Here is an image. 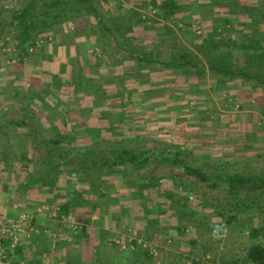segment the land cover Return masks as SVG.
<instances>
[{"label":"rangeland","instance_id":"obj_1","mask_svg":"<svg viewBox=\"0 0 264 264\" xmlns=\"http://www.w3.org/2000/svg\"><path fill=\"white\" fill-rule=\"evenodd\" d=\"M89 1L88 4L83 0H37L19 23L13 22L14 14L28 0H0V65H5L3 67L7 71L4 75L0 73V183L5 181L4 190L15 184L26 185L28 178H45L41 170L50 168L47 162L53 166L57 162L55 158L50 161L51 155L39 141H34L31 128L15 129L11 126L17 121L22 123L21 126L33 122L32 127L42 130L46 140L58 136L53 132L55 125L61 133L77 130L62 140L61 147L65 149L57 151L62 155L69 152L73 157L81 146L98 151L97 146L88 145L87 137L77 134L90 128H102V137L112 142L148 136L159 143L181 147L192 165L204 167L208 163L211 169H216V174L223 170L263 177L264 84L254 79L222 77L209 68L219 55L224 56L220 37L206 50L198 48L196 43L192 47L188 36L175 30V24L170 29L165 27L169 24V17L164 16L165 8L159 0H152L159 8L158 14L147 15V19L143 17L152 5L149 0H110L113 4L104 0ZM26 21L30 22L31 28L35 27L30 30L24 46L33 40L39 42L48 38L51 41L44 47L41 43L35 54L30 53L21 60L22 47L18 38L26 29ZM143 30L156 31L161 42H167L166 48L162 44H150L146 49L135 45L142 41ZM147 40L153 42V36ZM125 46L135 53L129 55V50L118 48ZM93 50H98V53H92ZM172 50L176 53L186 51L188 59L194 63L199 62L198 56H201L196 68L204 70V73L196 82L182 81L183 78L179 77H189L191 71L187 72L193 65L184 69L167 65ZM225 59L235 69L244 67L246 63L230 56ZM14 71L19 73L18 80L11 74ZM259 74L264 79L263 65ZM212 78L220 79L214 81ZM22 105L27 107L29 114H35L36 119L30 121V117H24L20 109ZM15 106L19 108L18 113H14ZM92 110L102 114L93 115ZM30 156L33 160L42 156L43 164H33L31 170V164L23 167ZM73 158L72 163L56 171H48L52 177L46 178V183L29 187L39 192L47 190V197L51 200H44V205L62 204L65 200L79 198L82 189L78 183L79 176L89 175V187H84L87 196L84 202L91 211V199L99 192L97 184L101 182L98 174L106 168L98 165L87 173L78 166L83 157ZM18 163L17 173L22 167L29 170L23 178L10 175ZM171 167V164H162L164 171L162 174L158 171L164 180L168 178L169 183L173 180L168 176H181L182 172L180 165L175 171ZM124 171L127 179L139 180L144 176L148 179L147 167L132 168L128 165ZM185 181L186 186L175 182L171 188L165 186L163 198L171 201L165 210L172 212V220L162 221L163 216L153 212L149 213L154 216L148 217L150 209L145 210L146 218L143 216V219L146 223L151 220L153 230L158 229L156 232H163L171 238L169 245L165 240L154 239L163 250L159 251L156 260L142 251L121 252L111 247L106 241L108 232L99 235L95 245L93 239H89L87 245L74 247L64 264H178L183 257L204 263L208 255V264H257L249 258V249L257 243L264 246V192H259L258 188H241L232 194L226 185L210 189L198 182L192 184L190 179ZM100 186L107 192L110 188L104 182ZM146 187L149 188L148 183ZM176 196L180 199L174 200ZM228 201H240L242 205L251 206L246 211L230 213L236 216L229 223V235L219 239L212 235L210 225L224 220L218 213L226 210L223 207ZM109 204L104 201L101 207L109 211ZM140 209L139 205L135 213L142 212ZM50 213L47 211L46 214L54 218ZM109 220L111 218L104 216V227ZM138 228L141 232L146 231L147 225ZM253 229L258 232L255 240ZM92 232L88 228L85 235L90 237Z\"/></svg>","mask_w":264,"mask_h":264},{"label":"crops","instance_id":"obj_2","mask_svg":"<svg viewBox=\"0 0 264 264\" xmlns=\"http://www.w3.org/2000/svg\"><path fill=\"white\" fill-rule=\"evenodd\" d=\"M104 1L111 2L113 4V1ZM149 1L151 4L152 0ZM159 1L160 3L163 2V0ZM174 1H176V3L173 4L174 13L169 14L168 12H166V10H164V16L169 17V24L165 27H167L168 29L170 26H174L175 24L177 26L175 30H177V32L181 31L186 34V36H188L190 40L189 43H191L192 47L193 44L196 43L195 45H197L198 48H203L204 50H206L208 45L213 46L214 40H216L217 37H220L219 41L221 43V49L223 54H227V50L232 49L233 53L230 57L236 60L240 59L246 61V52H248L249 55H252L254 53V51L249 52L246 50L250 46L249 42H254V44H258L259 47L264 46V2L262 3V0ZM111 3L110 5H112ZM152 8L154 10H152ZM117 12L121 13L119 10ZM156 12L158 14L159 8H156L154 6L152 7L151 5L148 12H145L143 18L147 19V15L153 16ZM143 32L141 33L142 41L140 42V44L135 45L146 49V47L150 44H162L163 48H166L165 45L167 44V42L165 40L163 41L165 43L161 42L156 31L145 32L143 30ZM152 36L153 42H148L147 39ZM50 41H48L47 38L43 41L44 45L42 46L44 47L45 44ZM36 52L37 50L32 54H35ZM174 52L175 51L172 50L171 53ZM92 53L97 54L98 50L97 52L93 50ZM177 54L180 55L181 53ZM176 57L178 56L176 55ZM200 57L201 56H198L199 62H197L195 59L194 60L197 63H200ZM201 59L204 60V58ZM197 63H194L192 61L189 64L194 66L192 70H188L187 72L190 73L191 71V74H188L189 77L186 75L184 77L180 74L181 76L179 77L183 78L182 81L186 79L187 81L196 82L200 75L204 73V70H201L202 72L200 73V75L198 74V70H196ZM244 64L246 63L244 62ZM3 66L5 65H0L1 75H4V73L7 72L5 70V67ZM11 74H13V78L16 80L20 78L18 76V71L11 72ZM217 79L219 78H212V80L214 81H216ZM20 109H22V106ZM10 111H12V109ZM18 112L19 108L15 106L14 113ZM11 124V126L15 129L32 128V125H34L33 122H29L28 125H26L27 127L20 126L19 124H21V122L18 121ZM91 127L100 126L91 125ZM30 158L32 159L31 156ZM18 165L19 163L14 166L13 172H11L10 174L12 175V177L23 178L26 172L34 168L33 163H31L29 170L23 169V167H27L26 165L23 166L20 170H18L20 171V173H17V169L19 167ZM163 168L162 166H159L157 170L162 173L164 171ZM3 177L5 178V176ZM183 177L185 176L183 175ZM99 179L101 181L97 184L99 192L97 191L95 197L91 199V201L93 202L91 211H89V205L84 202L87 198V196H85L86 190L84 187L86 186L87 188V186L89 185V182L87 181L78 182L82 189L79 193V198L77 200L68 199L62 202L63 204L69 201L72 206L74 205V210L71 209V212L69 214L74 216L78 223V228L75 232L72 231L68 224L60 222L57 218H51L50 216H48V214H46L47 211H39V209H41L42 207L54 208L56 206H61V204L54 203H50L49 206L44 205V200H51L47 197V190L44 192H39L36 188H30L28 184L25 185L23 183V186H15V184L14 186L9 187L7 190H4L5 181H2L0 183V220L2 222H5L6 220L10 219H18L21 214L26 213L30 217V221L27 222V225L33 228L37 227L36 232H30V237H22L21 244L19 245L22 250L21 255L15 257L14 262L17 263H11L64 264L65 258L68 256L70 251L74 249V247H78V245H87V243H89V239H93L92 241L95 245L97 244L98 238L100 239L99 235L103 236V234L105 235L108 232L109 233L106 238L107 243H109L111 247L113 246V248L121 252H135L142 250H123L118 246L111 244L112 239L119 238L121 240H129L130 238L146 236L153 239H159L160 241L165 240L164 242L166 243V245H169L171 243V238L165 236L163 232H156L158 229L153 230L152 226L154 225L153 223H151V220L146 223L144 219L146 218L145 210L150 209L147 211V213H160L161 216H163L162 221L172 220V215L170 214L172 212L165 210V207L169 206L171 201L167 202L169 198H163V192L165 186L171 188L173 186L172 183H174V181H171V183H169L167 182L168 178L164 180V178L158 179L156 177L154 179L155 181L152 184H149L148 179L145 176L144 178H140L139 180L127 179L124 178L123 175L119 174L118 171H115V173L112 174L108 173L107 175H102ZM102 182L107 183V185H109L110 188H108V192L102 190V187L100 186L102 185ZM147 183L149 185L148 189H146ZM177 199H180L179 196H176L174 198V200ZM104 201H106V203L110 202L109 205L111 210L108 211L106 209L105 211L104 208L101 207V205L103 206ZM139 205L141 206L142 212L138 211V213H135V209H137ZM76 211L80 214H77ZM104 216H108L109 218H111V220L106 222L105 227L102 222ZM141 216L142 218H138ZM143 216H145L144 219ZM153 216L152 214H150L148 217ZM136 218L139 220V222ZM155 223H157V221ZM133 224L136 226L134 227ZM144 224L145 226L147 225V228H145L146 231L142 230L141 232L138 227H142ZM88 228H91V230H93L92 235H90V237L88 235H85ZM95 230L97 232V235L95 234ZM160 230L164 231L162 229ZM229 232L230 228L228 226V235ZM80 234L82 235L79 236ZM256 238L257 237H254L253 239L255 240ZM160 250V252L163 251L161 247ZM152 259L156 260L157 258Z\"/></svg>","mask_w":264,"mask_h":264},{"label":"trees","instance_id":"obj_3","mask_svg":"<svg viewBox=\"0 0 264 264\" xmlns=\"http://www.w3.org/2000/svg\"><path fill=\"white\" fill-rule=\"evenodd\" d=\"M37 0H28V3L21 8L20 10L15 12V16L13 18V22H21V20H24L26 18V14L30 10V5L33 6L36 3ZM84 2H87L89 4V0H83ZM30 3V4H29ZM176 1L174 0H164L162 2V7L165 8L166 12L169 14L174 13L173 10V4H175ZM91 5V4H90ZM152 5L156 8H158L155 4V2L152 3ZM62 8V7H61ZM63 10V9H62ZM26 29L22 31V33L19 36V46L22 47L20 52V59L23 60L25 56H28L29 49L31 46L36 45L38 40H33L31 43H26L29 34L31 33V29L35 27L32 26L30 22H25ZM37 41V42H36ZM211 43V42H209ZM250 46L247 51L251 52L254 51L252 55H249L248 52H246V64L242 68L235 69L232 67V65L225 59V57L231 56L233 53V50H227V54L225 53L224 56L221 57L219 55L216 60L215 64L211 63L209 64V68L212 71H215L218 75H222V77H226L229 79H235V78H242L244 80H252L258 81L259 83L264 84V79L262 78L261 74H259L260 68L263 65L264 66V46L259 47L258 44H254V42H249ZM215 45V43H213ZM217 47V46H216ZM121 50H129V48L125 47H118ZM135 51L130 49L129 55L134 54ZM176 55L178 57H176ZM142 60L141 57H138L137 59ZM180 58V59H179ZM192 61L188 59V54L186 51L181 52V54H177L176 52L171 53L170 55V62L167 64L168 66L172 67H179V68H185L187 65H189ZM198 74L202 72L201 69L198 67ZM220 79V78H219ZM23 114L24 117H30V121H33L36 119L35 114H29L27 107L25 105H22ZM91 114L98 115L102 114V112H97L92 110ZM20 126L22 125L19 124ZM57 126V125H56ZM53 128V132L57 133L58 136H55L52 140H46L45 137L42 135V130H39L38 128H31V135L33 136L34 141H39L41 146L46 149L47 153L51 155V160H57L55 163L56 165L53 166L50 162H47V165L50 168H43L41 171H43L45 174V178L43 179H35V178H28V186L34 185L36 183L42 184L46 183V178H49L51 176V171H56L61 166L67 165L69 163H72L71 161L75 158H81V161L79 160L78 166H82L83 170L85 172H89L91 169H93L95 166L101 165L106 168V170L101 171V174H98V177H101V175L108 173H115V171L122 172L121 175H123L124 178H126L124 175L125 171L124 168H127L128 165L132 168H137L139 166L147 167L148 173V182L151 183L150 180H154L156 177L158 179L163 178L161 175L162 173L157 170L159 166H162V164H171V170L175 171L178 170L176 168L177 165H180L181 167V176L171 175L168 177H171L172 180L175 183H179L180 185L186 186L187 184L185 180L189 181L191 180L192 184H200L204 185L210 189H218L222 186H227L230 190V193L234 194L237 190L241 188H250L262 190L264 192V176H257V177H250V176H244V175H237L230 172H224L223 170L218 171L219 173L216 174V169L213 170L209 167L208 163L205 164L206 166H195L192 165L188 160H186L185 151L181 149V147L178 146H170L167 142H161L159 143L157 140L152 139L148 136L144 137H130V138H124L120 139V142H112L111 140L102 137V134L104 130L102 128H90L86 129L83 132H80L77 134L84 135L87 137L86 139H89L88 145L97 146L98 151L95 149L90 150L86 146H81L79 150H86V152H80L76 155L70 156L69 152L64 153L62 155L61 153H58L57 151H60L61 149H65L64 147H61V142L64 138L71 137L72 134H74L77 130L72 131H63L61 133L59 127L57 126ZM83 130V129H79ZM97 132V134H96ZM59 133V134H58ZM87 145V146H88ZM48 158V157H47ZM46 159V158H45ZM41 160H43L42 156H38L34 160H25V163L30 165L33 163L39 166L41 163ZM205 167H208L205 169ZM158 171L161 173H158ZM157 172V173H156ZM86 173V174H87ZM160 174V175H159ZM158 175V176H157ZM183 175L185 177H183ZM42 176V177H43ZM52 177V176H51ZM89 175L87 176H79V181H89L90 179ZM99 179V178H98ZM198 182V183H196ZM260 192V191H259ZM188 194L190 195V192L188 191ZM249 204L245 205V203L242 205L240 201H228L226 203V206L223 207L226 210L219 211V215L223 217L228 226L230 221L236 216V215H230L232 211L238 212V210L246 211L249 208ZM59 215H71L69 214L71 212V204L69 202L61 204L59 206ZM253 208V207H252ZM227 214H229L227 216ZM60 217V216H59ZM257 230H252V236L256 237ZM21 247L18 246L16 252L11 255L15 257H18L21 255ZM148 257L154 258L152 255H150L148 252L143 251ZM249 258L257 263V264H264V246L261 244H254L249 249ZM195 264H199L196 260H193ZM11 262H14V259L11 260ZM17 263V262H14Z\"/></svg>","mask_w":264,"mask_h":264},{"label":"built area","instance_id":"obj_4","mask_svg":"<svg viewBox=\"0 0 264 264\" xmlns=\"http://www.w3.org/2000/svg\"><path fill=\"white\" fill-rule=\"evenodd\" d=\"M43 41H39L36 45L31 46L29 53H34ZM24 59V58H23ZM15 61V60H14ZM51 211V216L59 219L60 222L68 224L72 231H76L78 228V223L74 216L72 215H59V206L54 208L42 207L39 211ZM60 216V217H59ZM28 215L26 213L21 214L18 219H10L0 224V264H8L14 258V253L17 247L21 244L22 237H30V232L35 231V228L28 226ZM211 232L214 237L219 239H224L228 235V224L225 221H216L210 225ZM111 244L118 246L123 250H142L148 252L154 258L159 256V245L154 242V239L148 238L146 236H139L135 238H130L129 240H121L119 238H114L111 240ZM13 254V255H11ZM210 256L204 259V263L208 264ZM199 262V261H198ZM203 262L199 264H204ZM178 264H195L193 259L188 257H183Z\"/></svg>","mask_w":264,"mask_h":264}]
</instances>
